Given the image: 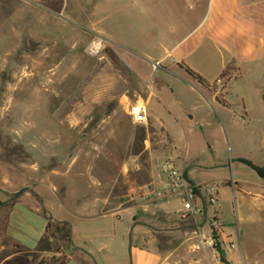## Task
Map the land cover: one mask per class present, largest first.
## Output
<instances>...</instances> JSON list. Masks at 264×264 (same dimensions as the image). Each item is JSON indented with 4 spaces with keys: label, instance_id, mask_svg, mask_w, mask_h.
<instances>
[{
    "label": "crops",
    "instance_id": "1",
    "mask_svg": "<svg viewBox=\"0 0 264 264\" xmlns=\"http://www.w3.org/2000/svg\"><path fill=\"white\" fill-rule=\"evenodd\" d=\"M2 1L9 8L22 3L29 8L42 5L54 19L74 23L103 39L107 53L128 59L123 60L127 77L111 61L98 71L93 67L91 89L105 84L106 92L97 88L91 97L96 102L106 101L105 113L98 114V103L96 115L92 111L86 123L82 110L74 111L68 119L72 122L67 125L70 130L89 133L82 136L84 146L72 162L85 155L84 168L95 188L81 190L79 197L86 200L68 207L67 215L49 213L52 223L68 227V237H45L53 247L30 258V264H94V260L97 264H169L167 257L152 246L158 234H191L198 240L192 247L209 250L211 256L207 258L219 264L215 251L201 243L211 233L213 211L207 199L212 194L209 187L215 184L219 209L215 228L226 244L227 264H240L233 255L237 250L232 252L227 247L237 236L221 217L231 197H236L241 220L264 219V177L255 169L264 170V92H247L244 79L246 69L250 71L264 57V3ZM25 9V14L30 11ZM26 20L25 31L31 30L25 37L32 40L38 33ZM160 60H164L161 66L153 69L152 64ZM181 64L201 76L206 85L189 77ZM233 73H237L236 84L244 83L243 92L231 91L224 80L215 84L218 77L230 78ZM119 86L123 87L121 92ZM82 93L81 100L87 99V93ZM136 103L145 105L147 125L133 123L129 109ZM168 160L181 168L196 188L202 212L195 220L180 217L178 196H156L162 189L160 168ZM132 161L137 170L130 168ZM50 166L49 162L46 168ZM35 179H43L41 184L47 186L43 175L37 174ZM32 187L33 178H26L16 188L0 178L1 191L31 195ZM41 195L43 191L37 190L36 196ZM239 250L244 263L240 244Z\"/></svg>",
    "mask_w": 264,
    "mask_h": 264
},
{
    "label": "rangeland",
    "instance_id": "2",
    "mask_svg": "<svg viewBox=\"0 0 264 264\" xmlns=\"http://www.w3.org/2000/svg\"><path fill=\"white\" fill-rule=\"evenodd\" d=\"M257 1L264 3V0ZM4 3H0V129H3L0 134V178L6 179L11 188L18 187L26 178H33L35 187L30 188L31 195L23 193L16 199H12V193L0 190V264H30V258L53 247L44 237L49 213L67 215V209L86 200L79 197L81 190L86 192L95 188L84 168L85 155L72 162L76 154L79 157L85 143L81 140L89 133L70 130L67 125L72 122L68 119L74 111L82 110L86 113L83 119L86 123L92 111L96 115L98 103L101 104L100 108L96 107L98 114H104L106 101L96 102L91 97L98 90L106 92L105 84L91 89L94 71L111 61L120 66L117 67L119 73L127 77L123 60L128 59L107 53L103 49V39L74 23L54 19V15L41 8L42 5L29 8L22 3L18 8L15 5L9 8ZM25 8L32 13L25 14ZM26 19L38 33L32 40L25 37L31 30L25 31ZM95 41L102 42L97 55L90 51ZM247 71L244 76L247 92H264V57ZM234 77L237 73L222 79L231 91L243 92L244 83L239 86ZM121 88L123 90L119 86L118 92ZM83 91L88 98L81 100ZM49 162L51 166L46 168ZM37 174L48 179L47 186L41 184L43 179H35ZM37 190L43 191V195L36 196ZM231 199L221 219L238 237L231 241L237 245L236 252L231 250L235 252L236 261L264 264V219L241 220L236 197ZM52 234L68 237V227L51 223L48 238ZM156 236L152 246L163 258L167 257L169 264H215L211 257L207 258L209 250L192 247L198 240L192 239L191 234ZM239 244L246 257L244 263ZM233 255L228 253L230 258Z\"/></svg>",
    "mask_w": 264,
    "mask_h": 264
},
{
    "label": "built area",
    "instance_id": "3",
    "mask_svg": "<svg viewBox=\"0 0 264 264\" xmlns=\"http://www.w3.org/2000/svg\"><path fill=\"white\" fill-rule=\"evenodd\" d=\"M101 41H95L90 46V51L92 54L97 55L101 51ZM164 60H160L152 64L153 69H157L161 66ZM223 77H219L216 81V85H221L223 83ZM129 114L132 118V121L135 125H147L148 123V113L144 104L136 103L132 105L129 109ZM130 168L133 170H137L138 166L132 161ZM160 172L162 175V189L156 193V196L161 198L166 195L169 196H178L182 203V207L179 210V215L181 218H193L196 219V216L201 214V209L199 207V196L197 194L196 188L189 182L185 172L178 168L175 163L171 160L164 162L161 165ZM218 186L211 185L209 190L212 191V194L207 199V206L212 208V227L211 233L205 236L201 243L204 246H208L213 249L216 253V259L219 264L221 261V251L225 252L226 244L221 239L220 233L217 228H215L216 218L219 215L218 209V196L216 194ZM145 193H149L148 191ZM229 250L235 251L237 250V245L235 242H230L227 244Z\"/></svg>",
    "mask_w": 264,
    "mask_h": 264
},
{
    "label": "trees",
    "instance_id": "4",
    "mask_svg": "<svg viewBox=\"0 0 264 264\" xmlns=\"http://www.w3.org/2000/svg\"><path fill=\"white\" fill-rule=\"evenodd\" d=\"M180 67L183 68L184 71H185V73L189 77H191L193 80H195L197 83L201 84L202 86H205L206 85L204 79L201 76H199L198 74H196L195 72H193L190 68H188L186 66H183L182 64L180 65ZM228 70H229V68L227 70H225L222 75H225ZM255 169L257 170V172L259 173V175H261V176L264 177V170L263 169H260L258 167H255ZM20 194H21V192H18V193L13 194V198L12 199H15V198L19 197ZM1 205L2 204L0 203V206ZM51 219L52 218L50 217V221L46 224V228H45V232H44V237H47V234H48V231H49V227L51 226V223H52V220ZM212 229H213V227H212ZM213 230H215V229H213ZM220 253H221V261H222V263H226L227 264V258H226L225 252L224 251H221ZM32 261L34 262L35 260L32 259ZM38 264H45V262L44 261H40Z\"/></svg>",
    "mask_w": 264,
    "mask_h": 264
},
{
    "label": "water",
    "instance_id": "5",
    "mask_svg": "<svg viewBox=\"0 0 264 264\" xmlns=\"http://www.w3.org/2000/svg\"><path fill=\"white\" fill-rule=\"evenodd\" d=\"M71 245L73 246V243H72V241H71ZM94 264H97L95 260H94ZM130 264H131V262H130Z\"/></svg>",
    "mask_w": 264,
    "mask_h": 264
}]
</instances>
